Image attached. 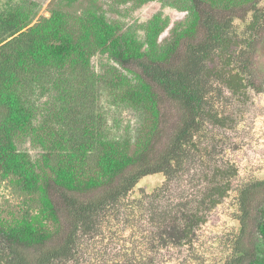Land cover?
<instances>
[{"label":"trees","instance_id":"16d2710c","mask_svg":"<svg viewBox=\"0 0 264 264\" xmlns=\"http://www.w3.org/2000/svg\"><path fill=\"white\" fill-rule=\"evenodd\" d=\"M189 2L186 26L155 52L93 12L76 28L59 11L27 28L30 7L0 11V172L18 191L42 194L37 216L0 225V264H253L256 242L250 252L243 242L252 200L264 191V168L242 172L234 155L245 140L234 135L264 130V111L250 119L253 125L245 122L252 108L264 105V84L253 74L264 43V0ZM97 53L133 77V99L158 126L137 150L112 141L90 146L97 139L85 129L75 137L79 143L45 160L62 191L58 206L51 182L42 186L38 168L16 147L33 122L21 88L89 80ZM162 98L180 115L155 152L165 136ZM225 204L235 225L205 243L202 228ZM253 230L264 240V220Z\"/></svg>","mask_w":264,"mask_h":264},{"label":"rangeland","instance_id":"374dc122","mask_svg":"<svg viewBox=\"0 0 264 264\" xmlns=\"http://www.w3.org/2000/svg\"><path fill=\"white\" fill-rule=\"evenodd\" d=\"M20 6L30 7L31 19L27 28L51 17L54 12L65 15L70 26L76 28L82 15L93 12L117 25L120 32L129 40L137 42L143 51L161 49L175 36L177 29L186 26L189 16V0H148L144 3L122 0H0V11ZM156 24V26H155ZM180 55V54H179ZM179 55L173 57V64L178 62ZM254 80L264 84V43L255 53L253 62ZM91 77L81 80L69 87L62 81L54 83H30L21 88L24 103L32 111L33 122L27 134L16 138L19 153L25 154L38 168L41 185L49 180V192L54 202L59 205L62 191L55 188L54 174L46 166L45 160L60 156L61 149H66L76 141L85 129L96 137L95 143L112 141L130 149H141L151 139L157 125L152 114L142 103L133 99L135 81L113 60L103 54H95L91 59ZM72 91L67 94L66 88ZM77 94V97L74 96ZM161 100V129L165 136H156V151L161 150L167 137L179 119L178 107ZM264 111V105L252 108L245 122L253 125L251 118L258 117ZM264 126V124H263ZM82 131H80V130ZM259 130V129H258ZM242 130L240 136L244 141L234 157L242 172L248 176L255 170L264 168V130L247 134ZM247 134V135H246ZM80 142V139L76 141ZM154 142V144H155ZM70 143V144H69ZM56 157V158H57ZM91 153L89 160H93ZM100 192L87 194L82 199L93 198ZM41 191L21 192L14 181L5 178L0 172V225L6 229L25 218L37 216L40 209ZM63 217V214H61ZM250 222L244 239V246L249 252L255 248L257 254L253 264H264V240L253 229L259 220H264V191L257 193L251 203ZM259 219V220H258ZM235 225L228 216V206L222 205L210 216L209 222L202 228L201 235L205 243L220 237L221 232ZM250 231L254 235L251 239ZM248 235V236H247Z\"/></svg>","mask_w":264,"mask_h":264}]
</instances>
